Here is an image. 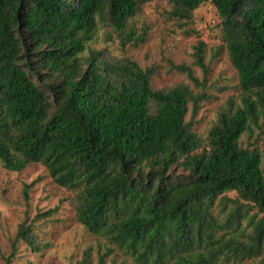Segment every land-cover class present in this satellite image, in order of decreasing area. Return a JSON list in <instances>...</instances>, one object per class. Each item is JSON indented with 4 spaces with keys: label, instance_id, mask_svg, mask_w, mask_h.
<instances>
[{
    "label": "trees",
    "instance_id": "obj_1",
    "mask_svg": "<svg viewBox=\"0 0 264 264\" xmlns=\"http://www.w3.org/2000/svg\"><path fill=\"white\" fill-rule=\"evenodd\" d=\"M147 1L0 0L1 165L11 171L43 165L54 183L73 192L76 221L135 264L255 258L264 264L262 156L240 141L264 118V0H210L240 92L238 103L219 111L205 141L192 129L205 91L153 89L150 69L136 61L106 63L95 50L80 56L98 19L125 33L122 44L144 42L146 28L125 30ZM165 1L172 18L189 22L204 0ZM204 47L195 46L193 64L205 75ZM169 64L200 85L189 65ZM39 69L58 79L49 86L53 103L34 80ZM31 185L23 184L26 202ZM230 191L234 198L225 196ZM217 202L220 218L212 211ZM32 232V224L19 225L4 264H11L19 240L39 249ZM110 252L99 251L98 264ZM89 259L86 249L77 264Z\"/></svg>",
    "mask_w": 264,
    "mask_h": 264
},
{
    "label": "rangeland",
    "instance_id": "obj_2",
    "mask_svg": "<svg viewBox=\"0 0 264 264\" xmlns=\"http://www.w3.org/2000/svg\"><path fill=\"white\" fill-rule=\"evenodd\" d=\"M170 8L165 0H149L138 5L134 16L128 18L125 30L134 28L139 34L147 29L144 42L137 45L131 41L122 44L125 33L98 19L94 37L86 42V49L80 56L85 60L89 50H95L100 53L99 60L106 63L116 64L125 59L136 61L142 69H150L149 79L153 89L168 90L176 85H187L193 93L205 91L208 98L200 102L192 125L193 131L205 141L219 111L228 101L239 102L237 74L222 47L221 19L210 0H204L193 10L189 22L176 21L169 15ZM200 41L205 45V75L200 67L193 64L195 46ZM169 61L174 65H189L200 85L196 86L184 73L171 68ZM44 75L45 70L39 69L34 80L53 103L54 94L49 86L58 79H48ZM189 117L190 112L187 119ZM259 123L251 132L243 133L240 141L243 147L258 149L264 172L263 117ZM173 171L175 175L182 173V167H174ZM24 183L32 184L27 202L22 194ZM235 195L230 191L225 196L234 198ZM73 196V192L54 183L40 163H29L20 171H11L3 168L0 162V264H4V257L9 254L10 245L23 222L32 224V233L36 235L35 246L39 249L33 251L26 242L19 240L11 264H77L86 249L90 252L87 264H98L97 253L103 252L105 246L111 247L112 252L105 256L103 264H135L103 236L92 234L76 221ZM54 207L57 210L51 216H36ZM220 208L217 202L212 209L219 218L223 216ZM258 259H245L243 264H257Z\"/></svg>",
    "mask_w": 264,
    "mask_h": 264
}]
</instances>
